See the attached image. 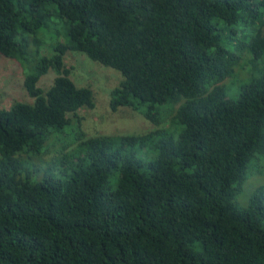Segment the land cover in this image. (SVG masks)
<instances>
[{"label":"trees","instance_id":"16d2710c","mask_svg":"<svg viewBox=\"0 0 264 264\" xmlns=\"http://www.w3.org/2000/svg\"><path fill=\"white\" fill-rule=\"evenodd\" d=\"M67 51L153 128L79 135ZM0 57L32 98L0 108V264H264V184L236 204L264 159V0H0Z\"/></svg>","mask_w":264,"mask_h":264},{"label":"rangeland","instance_id":"374dc122","mask_svg":"<svg viewBox=\"0 0 264 264\" xmlns=\"http://www.w3.org/2000/svg\"><path fill=\"white\" fill-rule=\"evenodd\" d=\"M45 39L39 49L40 54L50 53L49 39ZM64 63L69 69L70 77L77 86H87L94 94V106L81 107L74 115L77 129L83 136L142 133L153 128L141 114L129 107L120 106L112 110L109 106L110 92L117 85L120 74L115 69L90 60L85 54L67 51ZM23 73L11 59L0 57V108H7L13 100L31 102L32 98L23 87ZM54 73L47 72L38 81L46 89ZM258 165L249 166L242 190L236 195V204H246L253 189L264 184V159Z\"/></svg>","mask_w":264,"mask_h":264}]
</instances>
